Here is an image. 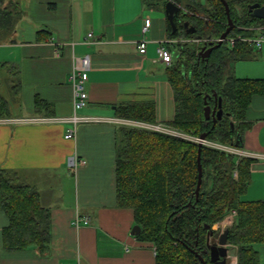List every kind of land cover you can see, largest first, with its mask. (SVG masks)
<instances>
[{
  "label": "crops",
  "instance_id": "1",
  "mask_svg": "<svg viewBox=\"0 0 264 264\" xmlns=\"http://www.w3.org/2000/svg\"><path fill=\"white\" fill-rule=\"evenodd\" d=\"M11 1L17 7L10 26L0 28V102L6 117L0 118V169L37 191L51 225L44 254L34 247L7 252L1 249V231L8 219L0 209V264H155L154 246L131 235L132 210L116 206L115 165L119 128L132 122L118 117L119 106L153 103L151 125L167 126L174 117L168 65L156 51L169 40L164 7L144 0ZM145 19L151 26L143 33ZM88 33L99 43L85 44ZM142 39L148 42L145 54L138 50ZM50 40L63 45L59 55ZM251 51L234 64V75L264 80V43ZM85 54L91 57L88 104L78 114L102 121L80 124L71 140L64 138L67 123L14 122L71 116L72 55ZM245 123L235 145L254 161L241 199L264 201V95L252 97ZM71 157L84 164L72 166ZM77 216L89 218V224L75 228ZM255 249L264 264V245Z\"/></svg>",
  "mask_w": 264,
  "mask_h": 264
},
{
  "label": "trees",
  "instance_id": "2",
  "mask_svg": "<svg viewBox=\"0 0 264 264\" xmlns=\"http://www.w3.org/2000/svg\"><path fill=\"white\" fill-rule=\"evenodd\" d=\"M172 2L179 7L172 32L167 22V37L219 39L227 29V15L221 0H144ZM234 23L228 38L252 37L264 28V20L254 18L248 5L264 0H225ZM11 0H0V28H8ZM188 27L195 29L187 33ZM180 24V26H179ZM216 43L212 44L215 45ZM209 44L175 49V61L166 69L174 99L172 129L224 146L237 147L244 130L245 114L255 95H264V80L236 78L234 64L247 59L252 46L236 41L224 42L203 58ZM222 116L214 123L206 119L205 106ZM37 105L47 107L43 101ZM0 102V118H6ZM118 117L143 123H155L153 103L123 104ZM115 165L116 206L131 209L135 225L141 231L136 238L150 243L156 251L155 264H213L206 247L207 229L236 211L229 227L228 243L236 247L237 264H259L255 245H264V201L247 202L241 198L250 185V167L254 159L207 146L201 147L202 181L198 182L199 144L181 137L140 129L131 125L119 128ZM236 174V175H235ZM0 209L8 219L1 231V249L16 252L34 247L44 254L50 242L51 218L41 206L37 191L17 176L0 169Z\"/></svg>",
  "mask_w": 264,
  "mask_h": 264
},
{
  "label": "built area",
  "instance_id": "3",
  "mask_svg": "<svg viewBox=\"0 0 264 264\" xmlns=\"http://www.w3.org/2000/svg\"><path fill=\"white\" fill-rule=\"evenodd\" d=\"M151 26V20L150 19H145L144 25L142 28V32L146 33ZM254 31L258 32L256 35L252 37H241L238 36L236 38H226L224 42H227L228 45L234 46L236 41L242 42L245 44H248L250 46H254L255 48H260L261 45L264 43V28L263 27H258ZM261 31V33H260ZM263 32V33H262ZM219 39L216 40H204V43L206 44H214L217 43ZM181 39H169L166 40L165 42H161L159 46L157 47V57L158 60L163 62L166 65H171L174 61V55H173V49L171 47L172 44H177L181 43ZM223 42V43H224ZM85 44H97L99 41L97 38L94 37L92 33H88L86 35V38L84 39ZM147 41L145 39H142L139 41L138 44V50L140 54H145L146 51V45ZM49 44L55 46L56 49V54H60V49L63 47L62 44H56L53 41L50 40ZM91 70V57L88 54L78 56V55H72V67L69 73L68 81L72 87V92H73V113L71 116L67 118H44V117H35V118H29V119H19V120H14V122H24V123H64V124H69L70 127L66 130V133L64 135V138L67 140L74 139L76 136L77 128L80 124L83 123H93V122H100L102 121L101 118H95V117H89V116H83L79 115L78 112L84 108L87 107L88 104V93L86 89V84L88 81V74ZM7 122V121H5ZM9 122V121H8ZM127 125H131L134 127H141L142 129H150L155 132H161L165 133L168 135H172L175 137H181L183 136L173 130H168L163 128L161 125H151V124H146L143 122H137V121H132V122H127ZM195 142L198 144H202V146H209L213 148L220 149L222 151L234 154L239 157H249L251 156L249 154H246L245 152H242L238 148L231 147V146H224L220 145L217 143L209 142L208 140H201L200 138H196ZM71 165L76 166V165H83V161H76L75 158L71 157ZM236 175V174H235ZM236 217V211H231L230 214L226 217L224 220V223L231 225L234 221H232L233 218ZM89 224V218L87 217H75L74 220L72 221V225L75 228H79L81 225H87ZM231 257V264H235V259Z\"/></svg>",
  "mask_w": 264,
  "mask_h": 264
},
{
  "label": "water",
  "instance_id": "4",
  "mask_svg": "<svg viewBox=\"0 0 264 264\" xmlns=\"http://www.w3.org/2000/svg\"><path fill=\"white\" fill-rule=\"evenodd\" d=\"M221 1L224 5L225 12L227 15V25L228 26H227L226 31L220 36L219 41L215 45H212V43L209 44L210 47L206 50L205 54L203 55V58L207 57L214 48L220 47L223 44V42L226 40V38L228 37L229 33L232 31L233 26H234V23L230 17L229 6L227 2L225 0H221ZM164 9H165L166 18L174 32L177 29V26L174 23V16L179 12V7L176 6L172 2H167L164 6ZM247 9L252 17L257 18L259 20H264V5H261L259 3L249 4ZM183 26L184 28H187V33H190V34L195 33V29L192 27L191 28L188 27L187 23L183 24ZM204 115L207 120L210 119V116H212V120L214 123L216 122V120H220L222 116L221 101L219 100L218 110L214 108L212 112H211L210 107L205 106ZM199 138L201 140H205L206 136L201 135ZM201 147H202V144L200 143L199 150H198V158H197L198 182H197V187L195 191L196 196L199 193V189H200V185L202 181V167L200 164ZM204 228L207 229L206 247L209 251L210 261L214 264H219V263L231 264V259L229 256L230 245L228 243L229 228L228 227L224 228L223 226H221V223H217L211 227L206 225L204 226ZM140 231H141L140 227L135 225L133 226L131 230V235L137 236L140 233ZM199 260L203 264H206V262H204L201 257H199Z\"/></svg>",
  "mask_w": 264,
  "mask_h": 264
},
{
  "label": "rangeland",
  "instance_id": "5",
  "mask_svg": "<svg viewBox=\"0 0 264 264\" xmlns=\"http://www.w3.org/2000/svg\"><path fill=\"white\" fill-rule=\"evenodd\" d=\"M156 6H159V5H161L162 6V2H158V1H156ZM159 14H160V16L163 14L162 13V11L161 10H156ZM156 13V12H155ZM177 39H181L182 40V42L181 43H177V44H172L171 45V47H172V49H173V55L175 56V54H176V52H175V49H176V46H178V45H180V44H186V45H188L189 47H191V46H196V45H199V44H203V45H205L206 46V43H204V40H206V39H193V38H191V39H185V38H177ZM174 62V61H173ZM163 128H165V129H168V130H173V131H176V132H178V133H180L182 136H183V139H186V140H188V141H194L195 142V139L197 138V137H193V136H190V135H188V134H184V133H182V132H180V131H178V130H175V129H172V128H170L169 126H162ZM137 128H140V129H142L141 127H138L137 126ZM146 130H150V129H146ZM150 131H152V130H150ZM161 133V132H160ZM209 142H211V141H209ZM207 147H209V146H207ZM211 148H213V147H211ZM257 245H255V247H256ZM236 251H237V248L236 247H231V249H230V255L235 259V264H237V258H236V255H235V253H236ZM233 259V260H234Z\"/></svg>",
  "mask_w": 264,
  "mask_h": 264
},
{
  "label": "flooded vegetation",
  "instance_id": "6",
  "mask_svg": "<svg viewBox=\"0 0 264 264\" xmlns=\"http://www.w3.org/2000/svg\"><path fill=\"white\" fill-rule=\"evenodd\" d=\"M214 264V263H213ZM219 264H225V263H219Z\"/></svg>",
  "mask_w": 264,
  "mask_h": 264
}]
</instances>
